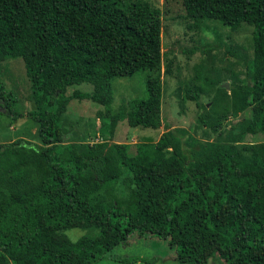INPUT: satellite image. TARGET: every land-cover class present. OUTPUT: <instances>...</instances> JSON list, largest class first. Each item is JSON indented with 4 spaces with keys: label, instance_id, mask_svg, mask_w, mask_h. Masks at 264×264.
Masks as SVG:
<instances>
[{
    "label": "trees",
    "instance_id": "16d2710c",
    "mask_svg": "<svg viewBox=\"0 0 264 264\" xmlns=\"http://www.w3.org/2000/svg\"><path fill=\"white\" fill-rule=\"evenodd\" d=\"M197 26L252 27L246 76L216 81L210 106L200 88L196 137L167 128L157 141H113L118 122H162L161 11L150 0H0V73L23 60L32 108L0 81V113L26 115L35 140L0 142V264H93L133 234L167 240L178 264H264V0H180ZM69 27L58 30L59 11ZM61 21V20H60ZM145 72L146 96L110 112L115 78ZM170 71V61L163 73ZM90 84L91 91L69 86ZM104 109L102 142L67 140L71 99ZM232 118V119H229ZM79 228L76 239L67 231Z\"/></svg>",
    "mask_w": 264,
    "mask_h": 264
},
{
    "label": "rangeland",
    "instance_id": "374dc122",
    "mask_svg": "<svg viewBox=\"0 0 264 264\" xmlns=\"http://www.w3.org/2000/svg\"><path fill=\"white\" fill-rule=\"evenodd\" d=\"M161 11V44L163 68L170 61V71L163 73L162 68V122L159 128L130 127L126 120L115 127V142L137 143L158 140L167 128H184L196 137H202V128L195 126L197 107L195 100L186 98L188 89L200 88V100L210 106L215 92L216 81L230 83L246 76V65L252 59V27L242 24L231 30L214 20L199 22L187 18L180 0H150ZM58 30L64 33L70 20L64 10H60ZM61 20V21H60ZM0 81L12 88L18 99L12 105L15 111L26 113L32 108L29 98V85L25 76L22 58H8L2 63ZM90 84L82 83L69 86L67 95L75 90L91 91ZM113 100L110 112L115 113L135 98L146 96L145 72L139 71L132 76L115 78L112 83ZM104 108L89 99H71L63 116V130L67 140L82 142H102L100 134L101 119L99 110ZM1 110V109H0ZM232 119V118H229ZM35 124L26 115L11 118L0 113V142L13 141L17 137L35 140ZM248 140L264 141V131L256 133ZM79 228H72L67 234L76 239L82 234ZM93 264H178L175 249L167 240L150 235L133 234L108 251L103 258ZM209 264H224L213 257Z\"/></svg>",
    "mask_w": 264,
    "mask_h": 264
},
{
    "label": "water",
    "instance_id": "95a60500",
    "mask_svg": "<svg viewBox=\"0 0 264 264\" xmlns=\"http://www.w3.org/2000/svg\"><path fill=\"white\" fill-rule=\"evenodd\" d=\"M221 86L224 87V88H226V89H228V82H223V83L221 84Z\"/></svg>",
    "mask_w": 264,
    "mask_h": 264
}]
</instances>
